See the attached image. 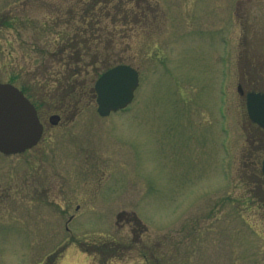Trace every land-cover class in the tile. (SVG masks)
<instances>
[{
	"label": "rangeland",
	"instance_id": "374dc122",
	"mask_svg": "<svg viewBox=\"0 0 264 264\" xmlns=\"http://www.w3.org/2000/svg\"><path fill=\"white\" fill-rule=\"evenodd\" d=\"M89 3L0 0V81L52 98L42 140L0 153V264H264L252 200L264 189L246 161L264 155V133L245 107L248 90H264V0L92 5L94 41L138 68L140 86L104 117L87 90L52 126L57 79L76 65L63 36L86 24ZM109 61L80 67L87 87Z\"/></svg>",
	"mask_w": 264,
	"mask_h": 264
},
{
	"label": "water",
	"instance_id": "95a60500",
	"mask_svg": "<svg viewBox=\"0 0 264 264\" xmlns=\"http://www.w3.org/2000/svg\"><path fill=\"white\" fill-rule=\"evenodd\" d=\"M139 85L138 71L128 64H117L104 71L95 82L98 112L127 106ZM250 119L264 127V92L246 93ZM43 125L33 103L15 85L0 82V151L5 154L23 152L34 146L41 137ZM264 175V159L262 161Z\"/></svg>",
	"mask_w": 264,
	"mask_h": 264
},
{
	"label": "trees",
	"instance_id": "16d2710c",
	"mask_svg": "<svg viewBox=\"0 0 264 264\" xmlns=\"http://www.w3.org/2000/svg\"><path fill=\"white\" fill-rule=\"evenodd\" d=\"M88 1L90 2L89 7L84 9V12H82V15H81L82 19L85 21L86 24L81 26V27L76 25L77 31L72 37L68 36L69 33L67 32L68 35H66V37L63 36V38H65L64 39L65 42L63 44V47H61L59 50V53H62L64 50H65V53L67 50H71V51H68L67 58L68 59L72 58L71 61H74L76 63L75 67L70 71V73L68 75L62 74V77L57 79L60 92H59V94L55 93L56 95H53V97H54L53 99H56L59 104L62 103V105H60V106H63V104L70 102L71 100H72V102H77L76 98L78 96L80 97L85 91L87 92V90H89V91L87 93H84L83 95H88V96L92 95L93 96V92H94L93 86L87 87L86 77L81 78L84 74H86V72L84 70L82 71L84 65L87 67L93 66V69L96 70V69H98L96 62L97 61L99 62V59L106 57L107 61H109L108 56L114 57L111 53H109L107 51L108 49H111L112 45L110 47L107 45H103L102 47L104 49L103 48L101 49L99 46V43H96L94 41L100 37V35H99L100 32H99L98 25H97L98 21L96 20L97 22L93 23V20H94L95 16L97 15V12H98L96 10H93V6L95 4L96 5L100 4L102 2V0H94L95 1L94 5H93L91 0H88ZM102 9H103V7L99 8V11H101ZM10 24L12 25L13 23H10ZM94 24H96L97 27H95ZM77 44L79 45V47H77ZM74 48H75V50H74V52H72V49H74ZM103 50H105V53H103ZM87 54L90 55V57H91L90 59H87ZM101 55H103V56H101ZM120 62H126V61H122L121 59H118L114 62L109 61L107 67L112 66L116 63H120ZM80 67H82V69ZM58 72L59 71H57V73ZM96 72H98V70ZM79 74H81L80 78L78 77ZM14 79H15V77L11 76V78L9 80L14 81ZM21 87L24 90H26L25 87H23V86H21ZM90 92H91V94H90ZM44 93L45 94L41 97V101L39 102V104L43 103V102H47L48 100L52 99L50 94H48L47 91H44ZM257 128L262 133H264V129L259 128V127H257ZM256 137H257V139L255 141L257 143L259 141L258 139H261V136H256ZM255 141L251 140V142L253 144H255ZM261 152L262 151L260 149L255 150V152H253V153L251 152L248 155L249 158L246 161H247V163H250L254 168L253 176H254L255 180H254V178H252V182L254 184H256L255 188H257L259 186V187L264 189L263 183L261 181L262 177H261V173H260V161L262 158V156H260ZM252 197H253L252 200L253 199L256 200V202L258 204L257 206L259 208H264V197L257 196V194H255V193ZM248 200H250V199H248ZM51 262H52L51 264H55V258Z\"/></svg>",
	"mask_w": 264,
	"mask_h": 264
},
{
	"label": "flooded vegetation",
	"instance_id": "af4514ba",
	"mask_svg": "<svg viewBox=\"0 0 264 264\" xmlns=\"http://www.w3.org/2000/svg\"><path fill=\"white\" fill-rule=\"evenodd\" d=\"M60 119H58V118H54V119H52L51 120V122L55 125V124H58V123H60Z\"/></svg>",
	"mask_w": 264,
	"mask_h": 264
}]
</instances>
